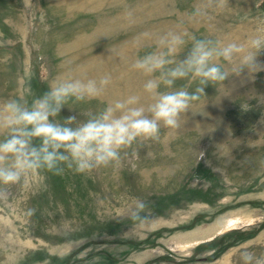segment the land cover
Returning <instances> with one entry per match:
<instances>
[{
    "label": "rangeland",
    "instance_id": "obj_1",
    "mask_svg": "<svg viewBox=\"0 0 264 264\" xmlns=\"http://www.w3.org/2000/svg\"><path fill=\"white\" fill-rule=\"evenodd\" d=\"M201 14L196 13L197 8ZM183 34L168 54L160 37ZM196 39L243 50L229 77L205 87L176 130L138 140L116 166L60 175L26 173L0 201V264H241L239 249L264 252V71L232 75L249 41L264 37V0H0V109L12 99L31 108L60 80L111 76L98 99L69 98L56 123L76 127L117 99L153 98L132 64L166 54L177 67ZM264 64V50L257 56ZM191 74L172 88L194 91ZM9 130H0V141ZM39 139H33L35 147ZM137 199L154 222L127 217Z\"/></svg>",
    "mask_w": 264,
    "mask_h": 264
},
{
    "label": "clouds",
    "instance_id": "obj_2",
    "mask_svg": "<svg viewBox=\"0 0 264 264\" xmlns=\"http://www.w3.org/2000/svg\"><path fill=\"white\" fill-rule=\"evenodd\" d=\"M228 0H215V7L224 8ZM212 4V0H209ZM201 14V9H196ZM174 54L185 43L183 34L168 32L160 37ZM248 51L240 57L232 75H239L247 69L250 75L264 71V64L258 63L257 56L264 50V37L249 41ZM243 46L237 43H219L209 39H196L186 58L166 73L161 70L170 61L166 54H147L132 64L133 69L146 76L161 72V76L148 79L143 90L153 98L145 115L140 97L130 95L107 105L98 115L92 116L76 127L69 125L76 121L68 116L64 124L56 123L53 117L59 115L69 98L77 101L100 98L111 83L110 75L100 78L60 80L51 86L40 98L33 101L31 108L18 100L7 101L0 109V130L8 129L9 136L0 141V186H10L22 181L32 170L44 169L55 175L72 169L86 174L104 167L116 166L122 161V153L138 140L160 139L161 128L176 130L181 127V118L190 111L192 103L205 95V87L225 81L229 72L221 63L231 64L240 56ZM191 74L197 81L194 91L180 88L174 91H160L161 85L172 88L174 82ZM40 140V146L32 144ZM6 187H0V201L7 200ZM134 225L148 226L154 222L149 205L137 199L131 214L127 217ZM241 264H264V252L257 254L250 247L239 249Z\"/></svg>",
    "mask_w": 264,
    "mask_h": 264
}]
</instances>
